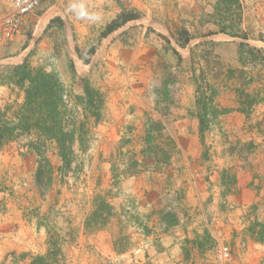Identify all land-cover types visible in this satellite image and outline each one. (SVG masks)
<instances>
[{"label": "rangeland", "instance_id": "obj_1", "mask_svg": "<svg viewBox=\"0 0 264 264\" xmlns=\"http://www.w3.org/2000/svg\"><path fill=\"white\" fill-rule=\"evenodd\" d=\"M239 3L233 27L246 40L217 33L216 0H46L12 41H0V109L9 121L24 100L11 70L24 62L56 73L73 96L87 84L104 102L96 122L68 96L76 112L64 124L83 125V134L66 166L53 142L39 157L28 148L41 138L35 133L0 145V264H30L52 248L57 264H264V241L254 240L264 237V54L240 61L238 46L264 50V0ZM122 12L139 19L101 38ZM57 17L62 25L50 23ZM183 28L192 39L179 48L171 34ZM75 47H95L89 64ZM193 68L207 71L228 110L202 141ZM245 96L262 101L244 113ZM148 135L164 153L150 156ZM132 159L139 172L129 176Z\"/></svg>", "mask_w": 264, "mask_h": 264}, {"label": "trees", "instance_id": "obj_2", "mask_svg": "<svg viewBox=\"0 0 264 264\" xmlns=\"http://www.w3.org/2000/svg\"><path fill=\"white\" fill-rule=\"evenodd\" d=\"M216 25L218 26L217 33L227 35L232 38H239L246 40L245 34H239L235 31L233 25L238 20V14L240 11L239 0H216ZM139 19L138 14L133 12H122L117 15L112 21H110L102 32L101 38H106L108 35L125 26L128 22ZM57 22L62 25V21L59 17L50 21V23ZM234 26V27H233ZM215 33H209L213 35ZM207 36V35H206ZM166 43L169 40L166 37H162ZM171 38L179 48H185L189 41L192 39L191 34L185 28L180 30L179 35L171 34ZM239 59L244 56L253 58L254 60L258 55L264 54V50H257L250 47L249 45L241 42L239 43ZM173 55L177 59L178 65L181 63V57L178 52L170 47ZM95 47L89 48L86 52L81 53L78 47H75V53L77 57L82 60L83 64L87 65L90 62V56L94 54ZM205 60L209 61V53H205ZM192 56V55H191ZM193 60V56H192ZM218 62V61H215ZM218 65V63H216ZM68 68L70 70L72 78L75 76V69L72 60H68ZM194 70V68H193ZM199 74L196 75L195 70L192 72L190 81L195 84V111L194 116L198 120L199 132L201 141L204 136V130L209 125V122L216 119L219 115L224 114L228 110L220 109L219 104L216 102L217 96V85L209 81L207 71L203 68H198ZM218 71V69H215ZM227 71H235L228 69ZM12 76L15 83L19 88L23 90L24 100L21 105L18 106L17 112L13 121H9L6 118L5 112L3 113L0 109V145L4 142H11L10 140L15 139L18 136L30 135L31 133L41 136L33 141H29L28 148L35 152L39 157L42 155V147L47 142H53L56 144L58 156L62 163L69 164V156L71 155V148L76 139L83 134L82 127L80 125L76 129H68L65 124V118L68 119L76 112L69 110L68 96H72L77 106H82L83 109L88 111L90 115L98 122L101 108L103 106V97L96 91L91 89L87 84L83 86V96L71 95L70 91H67L63 86L58 75L54 72H46L42 68H33L26 62L19 66H15L11 70ZM84 80L82 79V82ZM248 100L242 104L241 112L248 113L251 110L252 105L257 104L262 99L257 96L251 97L245 96ZM152 128L156 131V134H161L163 126L161 122L156 121L151 123ZM260 126V125H259ZM262 128L260 126V131ZM75 134L78 138H76ZM157 136L151 137L148 135L145 137L147 143V152H150V156L155 154L157 151L162 152V149L156 145L150 146L155 141ZM151 141V143H150ZM123 143H127V140H123ZM174 147V142L170 141ZM154 144V143H152ZM157 156V155H154ZM158 158V157H155ZM132 167L130 171L125 172L126 175L133 176L139 171L137 167L139 163L136 159H132L130 162ZM42 174L38 170L36 176V182L38 186H43ZM257 236V235H256ZM254 240L264 241V237H255ZM59 257V258H58ZM62 260L61 253L58 249L48 250V254L44 256H36L31 259L30 264H57Z\"/></svg>", "mask_w": 264, "mask_h": 264}, {"label": "built area", "instance_id": "obj_3", "mask_svg": "<svg viewBox=\"0 0 264 264\" xmlns=\"http://www.w3.org/2000/svg\"><path fill=\"white\" fill-rule=\"evenodd\" d=\"M46 0H0V41L8 43L18 35L27 18ZM227 257V249L222 252Z\"/></svg>", "mask_w": 264, "mask_h": 264}, {"label": "clouds", "instance_id": "obj_4", "mask_svg": "<svg viewBox=\"0 0 264 264\" xmlns=\"http://www.w3.org/2000/svg\"><path fill=\"white\" fill-rule=\"evenodd\" d=\"M81 14H82V15H87V13L83 12V9H81ZM92 18L95 19L96 17L93 16Z\"/></svg>", "mask_w": 264, "mask_h": 264}, {"label": "crops", "instance_id": "obj_5", "mask_svg": "<svg viewBox=\"0 0 264 264\" xmlns=\"http://www.w3.org/2000/svg\"><path fill=\"white\" fill-rule=\"evenodd\" d=\"M0 8H1V6H0Z\"/></svg>", "mask_w": 264, "mask_h": 264}]
</instances>
